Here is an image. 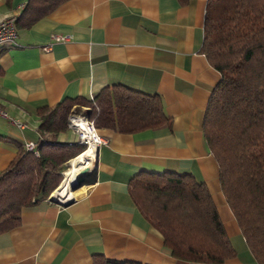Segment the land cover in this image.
Instances as JSON below:
<instances>
[{
    "label": "crops",
    "instance_id": "obj_1",
    "mask_svg": "<svg viewBox=\"0 0 264 264\" xmlns=\"http://www.w3.org/2000/svg\"><path fill=\"white\" fill-rule=\"evenodd\" d=\"M27 2L0 0V20L20 15ZM206 4L67 0L33 26L18 27L16 44L0 50V108L7 113L0 115V175L26 142L51 139L39 129L38 108L66 98H92L122 85L158 94L170 123L135 133L99 129L108 143L97 150L94 182L67 194L63 201L75 199L69 205L48 199L23 208L21 224L0 233V264H93L96 255L178 264L132 198L131 180L143 170L191 174L205 183L237 252L224 264H258L222 192L202 129L221 79L202 50ZM55 33L69 40L53 41ZM74 135L68 129L56 140L77 141ZM59 187L53 196L62 195Z\"/></svg>",
    "mask_w": 264,
    "mask_h": 264
},
{
    "label": "trees",
    "instance_id": "obj_2",
    "mask_svg": "<svg viewBox=\"0 0 264 264\" xmlns=\"http://www.w3.org/2000/svg\"><path fill=\"white\" fill-rule=\"evenodd\" d=\"M65 1L28 0L17 27L33 26ZM202 50L221 73L205 112L204 137L246 243L264 264V0H207ZM82 106L98 129L135 133L170 123L158 94L122 85L38 108L39 129L52 139L36 143L38 154L22 146L0 175V233L21 224L23 208L48 200L63 183L66 164L86 150L78 141L56 140L68 130L72 110ZM131 195L178 264H224L237 256L210 191L191 174L143 170L131 180ZM93 264L143 263L96 255Z\"/></svg>",
    "mask_w": 264,
    "mask_h": 264
},
{
    "label": "built area",
    "instance_id": "obj_3",
    "mask_svg": "<svg viewBox=\"0 0 264 264\" xmlns=\"http://www.w3.org/2000/svg\"><path fill=\"white\" fill-rule=\"evenodd\" d=\"M18 14L9 15L0 20V50L6 46H12L16 44L18 37ZM52 40L56 42H66L69 40V36L55 33L52 35ZM50 45L45 46V49H50ZM88 107H84L87 110ZM0 115L7 117V113L0 108ZM20 126H22L20 124ZM68 129L72 130L76 136L77 141L81 144L89 146L91 144L100 148L102 145L108 143V139L103 136L97 128L94 120L84 111L73 110L68 118ZM25 148L29 151L36 150V143L28 141L25 144Z\"/></svg>",
    "mask_w": 264,
    "mask_h": 264
},
{
    "label": "bare ground",
    "instance_id": "obj_4",
    "mask_svg": "<svg viewBox=\"0 0 264 264\" xmlns=\"http://www.w3.org/2000/svg\"><path fill=\"white\" fill-rule=\"evenodd\" d=\"M97 150L98 148L95 145L91 144L87 146L86 150H84L79 156L68 162V167L63 172L65 181L63 184H61L62 183L61 182L60 183L61 185L59 187V192L62 195L56 197L53 196L54 193H52L53 198L62 200L67 194L80 188L78 187L74 189L73 187L77 181V178L81 175V172L83 170H86L85 174H83L85 178L88 179L93 178V173L95 171L96 162H97V154H98Z\"/></svg>",
    "mask_w": 264,
    "mask_h": 264
},
{
    "label": "water",
    "instance_id": "obj_5",
    "mask_svg": "<svg viewBox=\"0 0 264 264\" xmlns=\"http://www.w3.org/2000/svg\"><path fill=\"white\" fill-rule=\"evenodd\" d=\"M85 172H86V170H83L81 172V175L77 178V181H76V183H75V185L73 187L74 189H76L78 187H81L83 185H86V184L90 185V184H92L94 182V178L88 179V178H85V176H83V174H85ZM52 193L49 196V200L51 202H56V203H59L61 205H69L75 200V199H70V200H67V201L58 200V199H55V198L52 197Z\"/></svg>",
    "mask_w": 264,
    "mask_h": 264
},
{
    "label": "rangeland",
    "instance_id": "obj_6",
    "mask_svg": "<svg viewBox=\"0 0 264 264\" xmlns=\"http://www.w3.org/2000/svg\"><path fill=\"white\" fill-rule=\"evenodd\" d=\"M75 110H76V109H75ZM49 137L52 139V136H51V135H49ZM74 137H76V135H74ZM70 161H71V160H70ZM70 161H69V162H70ZM66 165H67V166H66V168H67V167H68V163H67ZM63 179L65 180V178H63ZM61 182H62V181H61ZM55 190H56V189H55ZM55 190H54V191H55ZM54 191H53V192H54Z\"/></svg>",
    "mask_w": 264,
    "mask_h": 264
}]
</instances>
